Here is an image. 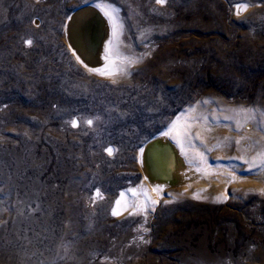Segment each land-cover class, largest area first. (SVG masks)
Listing matches in <instances>:
<instances>
[{"label": "rangeland", "instance_id": "374dc122", "mask_svg": "<svg viewBox=\"0 0 264 264\" xmlns=\"http://www.w3.org/2000/svg\"><path fill=\"white\" fill-rule=\"evenodd\" d=\"M91 6L107 23L97 66L68 40ZM182 113L209 164L216 136L263 125L264 0H0V264H264L256 190L162 188L113 214L147 172L142 145ZM201 165L187 164L200 178Z\"/></svg>", "mask_w": 264, "mask_h": 264}, {"label": "bare ground", "instance_id": "6f19581e", "mask_svg": "<svg viewBox=\"0 0 264 264\" xmlns=\"http://www.w3.org/2000/svg\"><path fill=\"white\" fill-rule=\"evenodd\" d=\"M72 17L69 21V34L75 45L83 51L84 56L91 58L96 47H99L96 57L107 58L105 56L108 54L105 46L107 40H105V36L101 40L97 38L99 18L104 20L101 11L91 6L90 9H83ZM102 28L105 32V28ZM108 61L110 62V60ZM106 65L105 62L104 66ZM104 66L102 65L101 69ZM231 108L238 109L240 107ZM185 114L187 113L176 115L162 132L142 145L140 154H142L147 172L137 185L119 192L114 203L113 213L123 215L136 210L144 211L148 203L151 204V200L160 197L161 192L158 191H161L162 188L170 189L166 193L170 197L194 196L200 197V199L204 198V200H217L220 196H225L228 189L233 194L237 191L243 192L250 189L264 193L262 191L264 190V157L261 156L264 153V122L259 126L245 125L244 129L230 128L232 131H237L234 134L235 137L225 135L226 133L223 136H216L214 139L216 148L214 149L222 152L223 158H215L214 164H209V155L201 154L202 148L200 150L197 146L199 141L206 146L208 141L205 142L204 139L205 130L203 131L202 124L193 121L191 117L183 118ZM238 123L236 122L235 125H239ZM167 132H171L174 144L166 135ZM241 139L246 140V147L237 143V140ZM201 161L203 166L201 165L202 169L199 171L202 170L203 176L200 178L199 175L195 176V172L187 164L197 166Z\"/></svg>", "mask_w": 264, "mask_h": 264}, {"label": "water", "instance_id": "95a60500", "mask_svg": "<svg viewBox=\"0 0 264 264\" xmlns=\"http://www.w3.org/2000/svg\"><path fill=\"white\" fill-rule=\"evenodd\" d=\"M90 9V8H88ZM73 18V17H72ZM70 18V20L72 19ZM103 25H104V20L100 17L99 18V21H98V31H97V38H99V40H101L104 36V30H103ZM67 28L69 30V23L67 24ZM70 31L68 32V40H69V43L70 45L72 46V48L74 49L75 53L78 55V57H80V59L82 61H84L86 64L88 65H92V66H97L99 63H100V58L96 57L97 56V53L99 51V47H96L95 51L92 53V57L91 58H86L84 56V53L83 51H81L80 47L76 46L73 39H72V36L69 34Z\"/></svg>", "mask_w": 264, "mask_h": 264}, {"label": "snow or ice", "instance_id": "6c2138e0", "mask_svg": "<svg viewBox=\"0 0 264 264\" xmlns=\"http://www.w3.org/2000/svg\"><path fill=\"white\" fill-rule=\"evenodd\" d=\"M157 2H158V3H163L164 0H157ZM106 15H107V13H106ZM26 43H27V44H31V41H30V40H29V41H26ZM74 54H75V53H74ZM78 59H79V57H78ZM89 70H90V71H96L98 74H102V75H103V74H108V73H102V72H100L99 69H95V70H93V69H89ZM88 123L91 124L92 121H88ZM73 126H75V123L73 124ZM108 151H109V154H111V151H112V150H111V149H108ZM261 156L264 157V153H262ZM154 191H156V189H154ZM262 191H264V190H262ZM97 195H99V194H97ZM218 199H219V198H218ZM113 214L115 215V214H117V213L114 212Z\"/></svg>", "mask_w": 264, "mask_h": 264}]
</instances>
